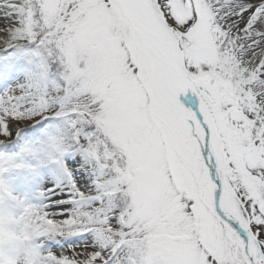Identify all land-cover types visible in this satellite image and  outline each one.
I'll list each match as a JSON object with an SVG mask.
<instances>
[{
    "label": "snow or ice",
    "instance_id": "6c2138e0",
    "mask_svg": "<svg viewBox=\"0 0 264 264\" xmlns=\"http://www.w3.org/2000/svg\"><path fill=\"white\" fill-rule=\"evenodd\" d=\"M0 264H264V0H0Z\"/></svg>",
    "mask_w": 264,
    "mask_h": 264
}]
</instances>
